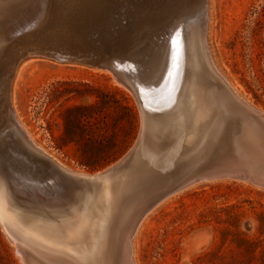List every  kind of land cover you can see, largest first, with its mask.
Segmentation results:
<instances>
[{"label": "rangeland", "instance_id": "1", "mask_svg": "<svg viewBox=\"0 0 264 264\" xmlns=\"http://www.w3.org/2000/svg\"><path fill=\"white\" fill-rule=\"evenodd\" d=\"M193 4L181 2L185 11ZM209 4L207 36L217 68L239 96L264 114V0H209ZM153 27L146 24L143 29ZM187 34L185 44L190 41ZM3 40L0 35V45ZM158 46L157 40L156 51ZM25 62L14 90V109L34 141L73 170L93 174L116 164L132 147L140 128L131 90L117 82L111 68L47 58ZM208 91L212 102L225 101L219 86L210 84ZM174 144L172 139L157 138L146 166L164 161ZM1 147L0 159L5 152ZM36 167H30L35 175L22 177L4 168L0 160V179L11 188L54 183L51 178L47 184L44 170ZM98 205L106 208L104 201H97ZM83 209L79 203L67 217ZM6 217L9 229L25 237L56 241L57 236L72 234L69 227L22 225L24 219L12 209ZM132 248L136 264H264V187L228 177L192 184L148 213L133 236ZM0 264H24L1 222Z\"/></svg>", "mask_w": 264, "mask_h": 264}, {"label": "bare ground", "instance_id": "2", "mask_svg": "<svg viewBox=\"0 0 264 264\" xmlns=\"http://www.w3.org/2000/svg\"><path fill=\"white\" fill-rule=\"evenodd\" d=\"M27 1L0 0V35L5 37L6 23L15 17L17 7ZM189 1L194 4L190 10L184 11L192 13L197 10L192 13L190 30H186L190 41L186 44L184 41L178 106L171 116L150 121L144 141L130 159L98 173L73 170L34 141L14 109V90L28 61L19 67L15 75L8 106L6 92L11 67L0 53V103L3 102L0 110V147L5 148L0 160L3 167L22 177L36 174L30 168L34 164L28 165L12 157V151L16 150L39 158V164H35L38 170H44L45 174L49 171L54 173V183L48 187L43 184L32 187L15 184L11 188L0 179V222L16 244L24 264H136L132 260L133 236L148 213L170 195L202 180L226 177L264 187V127L250 118L237 100L239 96L235 88L217 68L207 36L209 0L206 19L200 14L201 7L196 0ZM146 24L156 25L154 19H143L141 29ZM167 34L158 38L159 46L153 57L157 64L153 63L151 70L153 78L159 76L169 55L175 65L177 45L170 43L171 32ZM122 68L127 69L126 66ZM173 76L172 73L171 82ZM210 84L222 88L225 96L223 103L216 104L208 97ZM136 90L142 100L141 105L149 111L168 108L165 102L154 101L151 95L149 98L141 86ZM237 123L242 124L240 138L233 135ZM7 128L15 139L13 144L3 145L1 142H6L3 132ZM160 136L175 141L173 150L154 167L146 166L153 158V146ZM164 163L172 167L168 168ZM61 171L81 180L76 183L67 181L59 173ZM97 201H104L106 208L97 206ZM79 203L84 209L67 217L68 211L76 210ZM11 209L25 220L20 221L22 225L69 227L72 234L57 236L56 241L35 235H19L9 229L11 225L6 215Z\"/></svg>", "mask_w": 264, "mask_h": 264}, {"label": "water", "instance_id": "3", "mask_svg": "<svg viewBox=\"0 0 264 264\" xmlns=\"http://www.w3.org/2000/svg\"><path fill=\"white\" fill-rule=\"evenodd\" d=\"M181 2L182 0H28L23 3L21 7H17L16 15L9 22L0 45L4 61L11 67L7 79L8 106L15 75L19 67L30 58L112 68L117 82L133 93L140 114V128L135 142L116 162L123 164L141 146L150 121L171 116L173 109L178 106L183 76L184 37L194 16L184 11ZM207 2L208 0H196L201 7L200 14L205 19ZM150 18L154 19L155 27L151 30L141 29L142 20ZM168 32H171L170 43L177 45L175 65L172 62L174 59L170 60L169 55L159 76L153 78L151 70L155 44L159 37L168 36ZM175 38L176 41L173 42ZM117 66L119 67L116 68ZM123 66L127 69L122 68ZM138 86L143 88L144 93L153 97L155 95L153 100L166 101L168 108L161 111L146 109L137 95ZM237 100L247 110L250 118L264 127V114L242 97L239 96ZM2 105L3 102L0 103V110ZM241 126V123L236 124L233 132L235 137H242ZM3 134L7 144L14 143L15 138L10 136L8 128ZM12 153L14 159L24 161L23 163L39 164V158H35V155L22 154L16 150ZM43 159L49 161L47 158ZM59 173L72 183L81 180L62 171ZM53 176L51 171L45 174L47 184L51 183Z\"/></svg>", "mask_w": 264, "mask_h": 264}, {"label": "trees", "instance_id": "4", "mask_svg": "<svg viewBox=\"0 0 264 264\" xmlns=\"http://www.w3.org/2000/svg\"><path fill=\"white\" fill-rule=\"evenodd\" d=\"M126 109H127L129 112H131V111H132V109H130V108H127V107H126ZM76 110H81V108H77Z\"/></svg>", "mask_w": 264, "mask_h": 264}]
</instances>
